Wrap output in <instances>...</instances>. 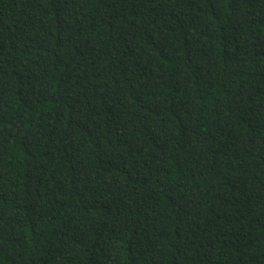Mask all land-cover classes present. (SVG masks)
Instances as JSON below:
<instances>
[{
  "label": "trees",
  "instance_id": "1",
  "mask_svg": "<svg viewBox=\"0 0 264 264\" xmlns=\"http://www.w3.org/2000/svg\"><path fill=\"white\" fill-rule=\"evenodd\" d=\"M0 264H264V0H0Z\"/></svg>",
  "mask_w": 264,
  "mask_h": 264
}]
</instances>
